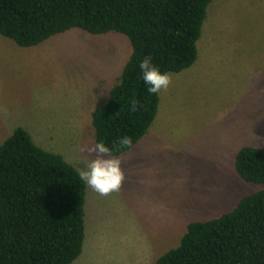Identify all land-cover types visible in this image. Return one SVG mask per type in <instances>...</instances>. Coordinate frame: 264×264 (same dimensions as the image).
Wrapping results in <instances>:
<instances>
[{"label":"rangeland","instance_id":"obj_1","mask_svg":"<svg viewBox=\"0 0 264 264\" xmlns=\"http://www.w3.org/2000/svg\"><path fill=\"white\" fill-rule=\"evenodd\" d=\"M202 35L196 63L169 73L144 140L117 156L121 189L102 196L88 186L84 251L72 264H156L191 222L263 188L235 160L245 146L264 149V0H215ZM131 53L115 32L75 28L33 47L0 34V144L22 127L81 171L92 158L82 149L96 142L92 113Z\"/></svg>","mask_w":264,"mask_h":264},{"label":"trees","instance_id":"obj_2","mask_svg":"<svg viewBox=\"0 0 264 264\" xmlns=\"http://www.w3.org/2000/svg\"><path fill=\"white\" fill-rule=\"evenodd\" d=\"M214 1L0 0V34L21 47L75 28L130 40L132 53L109 100L92 113L96 141L112 147L119 137H131V145L112 152L117 157L148 134L160 109L161 92H147L139 61L150 55L161 71L190 69ZM235 168L263 188L219 217L191 222L180 244L156 264H264V149L241 148ZM87 190L63 155L16 129L0 144V264L75 262L86 241Z\"/></svg>","mask_w":264,"mask_h":264},{"label":"clouds","instance_id":"obj_3","mask_svg":"<svg viewBox=\"0 0 264 264\" xmlns=\"http://www.w3.org/2000/svg\"><path fill=\"white\" fill-rule=\"evenodd\" d=\"M138 67L142 74V80L149 94H159L162 90H166L172 81V77L168 72L161 71L155 65L150 55L145 56L139 61ZM136 105L133 104L135 109ZM132 140L129 136H122L109 147L102 141L83 148L92 154L80 171V179L84 181L92 190L102 196L117 192L121 189L125 180V173L123 170V161L112 155L115 150L123 149L131 145Z\"/></svg>","mask_w":264,"mask_h":264},{"label":"crops","instance_id":"obj_4","mask_svg":"<svg viewBox=\"0 0 264 264\" xmlns=\"http://www.w3.org/2000/svg\"><path fill=\"white\" fill-rule=\"evenodd\" d=\"M199 42H200V41H199ZM198 46H199V44H198ZM161 95H163V93H161ZM159 112H160V110H159ZM160 118H161V117L159 116L158 121L161 120V121L163 122V119H160ZM158 121H157V123H158ZM143 140H144V139H143ZM143 140H142V141H143Z\"/></svg>","mask_w":264,"mask_h":264}]
</instances>
